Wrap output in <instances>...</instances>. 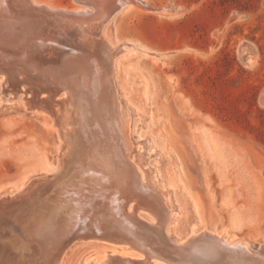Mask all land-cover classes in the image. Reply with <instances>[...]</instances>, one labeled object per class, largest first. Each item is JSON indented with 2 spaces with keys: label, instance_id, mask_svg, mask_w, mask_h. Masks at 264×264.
<instances>
[{
  "label": "rangeland",
  "instance_id": "374dc122",
  "mask_svg": "<svg viewBox=\"0 0 264 264\" xmlns=\"http://www.w3.org/2000/svg\"><path fill=\"white\" fill-rule=\"evenodd\" d=\"M34 1L69 10L83 6L77 0ZM99 34L121 52L116 82L134 111L132 135L146 158L145 168L160 184L173 186L183 207L179 219L168 224L171 235L180 240L193 230H215L229 241L248 244L251 259H264V0H133L115 18L105 21ZM5 46L0 44V49ZM246 46L254 48V64L246 65L241 59ZM89 52L93 51L81 55ZM96 61L101 65L99 59L92 60ZM59 66L61 72L74 71ZM87 76L90 78L89 73ZM11 81L10 73L0 71V242L12 237L6 221L16 211L14 204L21 191L28 190L27 186L49 191L48 180L60 156L52 111L42 110L40 118L33 116L38 110L33 105L50 98V93L41 97L36 88L19 87ZM107 85L111 89L109 80ZM84 86L92 99L100 96L89 79L80 88ZM91 126L99 132L97 139H106L96 125ZM93 138L90 140H96ZM103 147L107 149L104 142ZM89 190H84L82 200L88 199ZM145 208L138 205L139 216L132 217L144 226L158 222ZM29 236L24 242L33 245L36 254L38 245ZM93 238L89 235L87 240L81 234L71 244L99 240L110 247L130 248ZM195 247L188 253L192 251L206 264L227 261L224 256L199 253ZM175 250L188 254L186 249ZM100 253L103 255L98 249L84 250L81 264H94ZM138 253L149 262L185 264V260L168 256L153 259L148 251ZM105 255L116 261L111 250ZM231 260L233 264L245 262Z\"/></svg>",
  "mask_w": 264,
  "mask_h": 264
},
{
  "label": "bare ground",
  "instance_id": "6f19581e",
  "mask_svg": "<svg viewBox=\"0 0 264 264\" xmlns=\"http://www.w3.org/2000/svg\"><path fill=\"white\" fill-rule=\"evenodd\" d=\"M77 1L83 6L69 10L34 0H0V44L6 45L0 49V71L10 73L14 85L36 88L41 97L42 93H50V98L44 97L33 105L38 109L33 116L40 118L44 114L42 110L52 111L51 119L55 121L52 125L58 126L60 140L58 165L52 178L47 179L52 185L49 191L46 189L49 185L43 192L42 187L34 189L31 183L33 187L27 186L28 190L19 193L21 197L14 204L17 209L6 221L12 237H4L0 242L3 249L0 264H81L86 257L82 258L81 253L89 249L103 253L94 264H162L156 260L149 262L138 253L146 251L153 259L168 256L185 260V264H206L192 251L188 253L194 246L199 248L195 247L199 253L224 256L227 261L221 264H233L231 259L246 262L247 258L250 264L253 258L249 245L229 241L222 232L207 228L197 233L193 230L191 236L177 240L167 229L168 224L179 219L183 207L173 186L160 184L152 171L145 168L146 158L132 135L134 111L123 99L116 82L117 56L121 52L99 34L100 26L115 18L133 0ZM23 33L37 35L29 38ZM86 50L93 52L82 56ZM240 56L246 65L255 62L252 46L244 47ZM95 58L101 65L99 61L92 62ZM60 64L74 71L61 72ZM88 79L100 94L94 99L86 86L80 88ZM107 80L112 84L111 89ZM58 86L70 96L60 93ZM93 124L105 140L97 139L99 132L90 129ZM91 137L96 140L91 141ZM90 171L100 175H92ZM74 184L79 187H72ZM87 188L88 199L82 200ZM133 202L148 207L158 222L150 223L151 227L141 225L132 217L138 218L140 212L136 209L138 205H130ZM81 234L86 239L92 235L130 248L110 247L99 240H77L71 244ZM28 236L36 240L40 254H33ZM176 248L186 249L188 254L180 255ZM108 250L115 262L106 258ZM252 264H264V259L254 256Z\"/></svg>",
  "mask_w": 264,
  "mask_h": 264
}]
</instances>
